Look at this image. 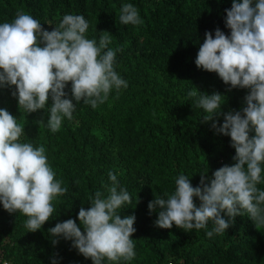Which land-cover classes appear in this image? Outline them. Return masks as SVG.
Masks as SVG:
<instances>
[{
    "label": "trees",
    "instance_id": "obj_1",
    "mask_svg": "<svg viewBox=\"0 0 264 264\" xmlns=\"http://www.w3.org/2000/svg\"><path fill=\"white\" fill-rule=\"evenodd\" d=\"M126 3L136 7L142 23L120 22ZM231 5L232 0H0V24L12 22L22 10L48 31L66 14L85 17L89 23L85 38L98 42L101 32L108 31L110 43L104 51L119 49L114 70L127 82L126 88H113L95 109L83 101L76 104L72 119L64 117L55 133L46 124L50 97L45 109L28 114L12 95L15 86L0 89V108L24 127L19 142L44 146L55 179L67 189L53 199L50 220L35 232L25 227L27 216L10 214L0 204V264H52L53 259L57 264H92L71 241L57 237L53 244L48 229L70 218L80 226V208L90 207L97 191L108 195L109 172L132 197V203L118 212L121 218L136 217L135 256L119 261L105 258L103 264H264V225L256 227L244 210L227 230L209 237L211 220L199 230L175 224L163 229L155 223L159 209L151 214L148 209L155 196L167 199L166 194L174 192L179 175L196 187L201 175L210 183L215 170L235 163L230 136L216 133L211 122L203 123L208 113L188 96L190 91L219 92L224 96L221 113L246 106L248 89L229 91L230 85L218 74L195 64L206 31L214 37L219 28L230 35L225 9ZM70 90L71 82L65 88L69 96ZM216 119L223 124V115ZM41 120L44 123H38ZM249 135H255L254 130ZM260 166L257 188L264 190V162ZM193 200L199 207V198Z\"/></svg>",
    "mask_w": 264,
    "mask_h": 264
},
{
    "label": "clouds",
    "instance_id": "obj_2",
    "mask_svg": "<svg viewBox=\"0 0 264 264\" xmlns=\"http://www.w3.org/2000/svg\"><path fill=\"white\" fill-rule=\"evenodd\" d=\"M225 11L230 35L219 28L214 37L206 31L195 64L218 74L224 84L230 85L229 91L248 89L246 106L221 113L224 96L219 92L208 95L190 91L188 96L195 97L196 107L208 113L203 123L211 122L216 133L230 136L235 163L215 170L210 183H206L209 178L205 174L201 175L196 187L181 174L175 180L174 192L166 194L167 199L155 196L148 209L150 214L159 209L155 223L163 229L175 224L180 229L199 230L211 220L214 227L207 232L211 237L227 230L242 210L256 227L264 225V190L257 188L264 162V0H232L231 8ZM119 19L125 25L142 23L131 3L121 6ZM88 28L83 15L66 14L58 26L48 31L22 10L17 11L12 22L0 24V89L15 86L12 95L28 114L45 109L50 97L46 124L53 133L60 129L64 117L72 119L76 104L83 101L95 109L107 100L113 88L127 87L114 70L119 49L104 51L110 43L108 31L101 32L97 42L85 38ZM69 82L70 96L65 91ZM220 115L224 116L222 125L216 119ZM253 130L255 135L250 137ZM22 134L24 127L16 117L0 108V204L10 214L27 216L25 227L35 232L50 220L53 199L67 189L55 179L44 146L19 142ZM108 177V195L97 191L90 198V207L80 208V226L70 218L48 229L53 244L58 243L57 237L71 241L72 247L90 258L92 264H103L105 258L119 261L135 256L132 236L136 217L121 218L118 212L125 203H132V197L119 187L113 172ZM193 197L199 198V207ZM221 213L229 219L226 221ZM52 264L57 261L53 259Z\"/></svg>",
    "mask_w": 264,
    "mask_h": 264
}]
</instances>
